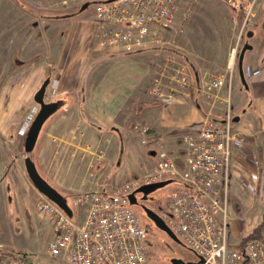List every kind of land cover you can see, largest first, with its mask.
Segmentation results:
<instances>
[{"label":"rangeland","instance_id":"1","mask_svg":"<svg viewBox=\"0 0 264 264\" xmlns=\"http://www.w3.org/2000/svg\"><path fill=\"white\" fill-rule=\"evenodd\" d=\"M54 1L0 0V156L10 163L0 171V261L23 253L39 264L55 262L47 253L53 221L42 210L46 196L27 173L26 155H31L40 173L72 202L82 191L120 188L146 174L162 157L163 152L151 145L159 136L155 130L160 116L157 105L164 104L167 96H176L180 82L177 68L187 71L188 67L195 77H201V72L227 74L232 70L235 93L245 88L240 54L245 55L242 68L247 78L260 68L264 71V0L259 1L253 23L244 32L241 13L203 0L183 29L172 36L176 43L101 54L85 49V37L77 38L79 33L66 41L70 22H88L93 5L82 10L68 7L64 0ZM248 30L254 32L251 37H247ZM64 47L73 60L70 75L53 84L55 76L61 78L55 62ZM82 51L86 54L83 60H74L73 54ZM46 78H50L46 96L59 101L60 107L45 121L36 147L27 154L23 131L37 107L34 94ZM231 98L232 94L222 97L221 111L234 104ZM125 116L130 122L129 145L124 133V139L111 133L114 120L124 124ZM142 124L149 126L153 135L146 143L140 138L138 126ZM167 142L173 144L174 138L162 142L165 152L173 154ZM152 146L157 148L154 154ZM230 184L231 196L232 174ZM178 186L172 182L152 193L149 207L164 211L170 193ZM134 208L147 229L148 264H168L173 257L194 258L192 251L158 228L143 209ZM228 215L232 237L234 219L245 227L249 209L236 212L230 200ZM247 231L240 239H246Z\"/></svg>","mask_w":264,"mask_h":264},{"label":"built area","instance_id":"2","mask_svg":"<svg viewBox=\"0 0 264 264\" xmlns=\"http://www.w3.org/2000/svg\"><path fill=\"white\" fill-rule=\"evenodd\" d=\"M64 1L68 7L85 1L93 3L86 36L90 46L132 51L152 44L161 47L176 43L172 36L183 29L203 0ZM207 1L241 13L242 32L253 23L260 7V0ZM177 75L186 82L188 74L184 69L177 68ZM232 83V70L227 74L206 72L201 77L203 94L214 101L229 97ZM228 105L222 119L206 115L198 129L183 135V166L176 156L163 152L152 170L120 188L80 194L75 200V205L85 210L80 219L70 217L54 202L46 200L42 210L54 221L48 249L49 259L55 260L53 264H148L147 230L130 203L129 193L140 184L166 178L177 179L180 187L170 193L162 215L184 244L205 258L203 264H264V224L258 233L255 229L247 231L246 239L234 240L228 232L230 179L234 148L239 142ZM138 127L145 142L149 128ZM256 176L252 174L248 182L252 191ZM0 264L39 263L18 257Z\"/></svg>","mask_w":264,"mask_h":264},{"label":"crops","instance_id":"3","mask_svg":"<svg viewBox=\"0 0 264 264\" xmlns=\"http://www.w3.org/2000/svg\"><path fill=\"white\" fill-rule=\"evenodd\" d=\"M88 28V25L78 21L76 19L72 20L68 26V32L66 36V41L72 38V35L75 33L80 34L79 37L83 40L85 31ZM78 34V35H79ZM84 41V46L87 50L91 51V54H101L106 53V51L111 50H96L90 49L86 40ZM80 43V42H79ZM181 43V42H180ZM192 43V41H191ZM66 44V42L64 43ZM81 44V43H80ZM83 46V47H84ZM62 49L56 58V69L59 70L57 75H60V79L55 76L53 84L61 82L62 76L66 77L69 74V68L71 65L72 57L68 54V47ZM82 50H84L82 48ZM67 52V55L65 53ZM89 51V52H90ZM73 52V50H72ZM71 52V55H72ZM74 60H83L85 51H82L80 54L74 53ZM71 57V58H70ZM187 66V65H186ZM188 72L186 82L180 80L179 86L176 88V96L173 94L166 99L164 104L159 103L157 106L159 110L158 121L155 127L159 136L156 135V142L151 143L155 145L160 150L164 149L162 144L163 141L173 139L175 142L173 144L167 142L166 147L168 150H172L173 154L176 153V157L181 154V136L186 131H191L197 129L204 116L213 115V116H223L225 111L223 109L224 102L223 99L217 101H211L202 92L200 77H195L192 74L191 70L188 67H185ZM264 71L260 70L256 73H251L247 78L245 88L242 91H236L233 88L232 90V100L234 101L235 108V117H238V120H235V126L238 135V144L234 148L235 156L232 166V191L230 200L233 204L236 212L244 211L249 209V217L245 227H243L236 219L232 223V238L234 240H239L246 230L251 228H257L260 226L262 219V214L264 212ZM242 81V80H241ZM56 85V84H55ZM116 88V87H115ZM234 92V93H233ZM235 94V95H234ZM249 94V95H248ZM248 96V98H247ZM244 97H246L244 99ZM231 100V101H232ZM104 105V104H103ZM214 110L213 111V108ZM233 108V109H234ZM218 111V112H217ZM114 113L117 114L118 110L115 106ZM120 114V113H119ZM118 114V115H119ZM117 115V116H118ZM144 115V113H143ZM127 119V117L125 116ZM115 131L111 133L114 136H120L124 133L128 145L132 144V140L128 138L130 136L129 128L127 127L130 124L129 120L122 122L114 120L112 123ZM168 128L166 134L164 131H158L159 128ZM112 128V129H113ZM161 136V137H160ZM124 139L123 137H121ZM171 145V147H168ZM127 150L129 146H126ZM157 148L151 147V150H157ZM10 163L3 161L0 156V171L6 170L9 167ZM253 173H257V179L255 182V191H252L248 187V182ZM6 178V174H4ZM8 182H10L8 180ZM8 184V183H7ZM263 203V204H262ZM53 229V228H52ZM53 235V231H52ZM51 235V236H52ZM51 239V238H50ZM50 241V240H49Z\"/></svg>","mask_w":264,"mask_h":264},{"label":"water","instance_id":"4","mask_svg":"<svg viewBox=\"0 0 264 264\" xmlns=\"http://www.w3.org/2000/svg\"><path fill=\"white\" fill-rule=\"evenodd\" d=\"M88 6V3H84L82 6V10H84ZM253 31H248V36H252ZM243 58L244 54H240L239 57V69H240V75L242 77V80L246 82L244 70H243ZM50 83V78H46L44 82L41 84L39 89L34 94V100L36 103L40 105L39 111L36 114L32 124L30 125L27 135L25 137V151L26 153H31L38 141L41 129L45 123V121L48 119L50 115H52L60 106V103L58 101H51L47 102L45 100V94L48 87V84ZM235 120H238V117H235ZM152 153L154 154L155 151L152 150ZM25 167L27 170V173L35 185V187L40 190L45 196H47L50 200L57 203L62 209H64L67 214L70 216L73 215V210L71 206L69 205L67 198L56 188L54 187L39 171L35 161L31 157V155H26L24 159ZM173 179H166L162 181L157 182H151L142 184L139 187H137L132 193L129 194V198L132 204H137V193H142L143 198H147L148 195L167 184L171 183ZM144 210L148 217L155 223V225L163 230L168 236H170L173 240H175L177 243L182 245V241L180 238L176 235V233L168 226L166 221L163 219V217L154 209L150 207H144ZM195 255L199 257L198 260H186L182 257H173L171 258L170 264H203L205 263V258L196 252H194Z\"/></svg>","mask_w":264,"mask_h":264},{"label":"flooded vegetation","instance_id":"5","mask_svg":"<svg viewBox=\"0 0 264 264\" xmlns=\"http://www.w3.org/2000/svg\"><path fill=\"white\" fill-rule=\"evenodd\" d=\"M247 37H251V36H248V33H247ZM252 48L253 47H250V49H252ZM244 57H245V55H244ZM151 196H152V193L149 194V196L147 198H143V194L137 195V204H136V206L139 209H143V210H144V207H149L148 202H150L152 200L150 198Z\"/></svg>","mask_w":264,"mask_h":264},{"label":"trees","instance_id":"6","mask_svg":"<svg viewBox=\"0 0 264 264\" xmlns=\"http://www.w3.org/2000/svg\"><path fill=\"white\" fill-rule=\"evenodd\" d=\"M260 229H261V226H258V227H257V231L259 232V231H260Z\"/></svg>","mask_w":264,"mask_h":264}]
</instances>
